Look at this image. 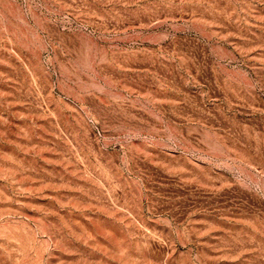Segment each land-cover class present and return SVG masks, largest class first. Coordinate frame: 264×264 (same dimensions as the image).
I'll use <instances>...</instances> for the list:
<instances>
[{
	"label": "rangeland",
	"instance_id": "1",
	"mask_svg": "<svg viewBox=\"0 0 264 264\" xmlns=\"http://www.w3.org/2000/svg\"><path fill=\"white\" fill-rule=\"evenodd\" d=\"M0 264H264V0H0Z\"/></svg>",
	"mask_w": 264,
	"mask_h": 264
}]
</instances>
